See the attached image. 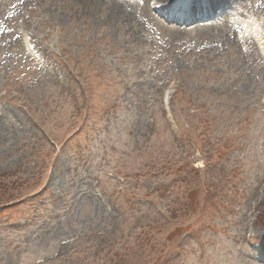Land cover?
Wrapping results in <instances>:
<instances>
[{"label": "rangeland", "instance_id": "1", "mask_svg": "<svg viewBox=\"0 0 264 264\" xmlns=\"http://www.w3.org/2000/svg\"><path fill=\"white\" fill-rule=\"evenodd\" d=\"M138 2L0 8V264L264 260V50L174 42Z\"/></svg>", "mask_w": 264, "mask_h": 264}, {"label": "bare ground", "instance_id": "2", "mask_svg": "<svg viewBox=\"0 0 264 264\" xmlns=\"http://www.w3.org/2000/svg\"><path fill=\"white\" fill-rule=\"evenodd\" d=\"M3 2V0H1ZM74 6L70 7L66 5L68 13H70L72 16L81 19L82 16L85 18H91L95 15L97 11L100 10L101 7H104L105 5H111L113 8L109 10V15L107 19L105 20V24L110 25L113 24L122 25L121 19H116L114 21L113 15L117 14L118 16L123 15V17H128L129 12H126V7L131 6L134 7L133 4L135 0H131L129 3H120L117 0H70ZM177 0H142L140 4L148 9L149 2L153 3L154 11L156 13L160 12L162 14L170 13L171 11L177 12V15H173L174 19H172V23L177 24L176 22L179 19H182V24H189L190 23V31H197L196 33L200 32L199 35L195 34V38H197V41H201L202 44L207 43V45L211 46H219L220 48H226L230 50L240 49V44H243L247 47V50L250 52H254V57L257 56V51L255 52V49L252 46L253 40L257 43L258 47V54L259 49H264L263 44L260 42V36L258 35L255 22V15L248 13V16L246 19L245 15L243 14H234V18L237 20H242L241 29L237 27L239 34H237L236 30L230 25V23L227 22V18L223 15V21L220 22V24H212V21L205 25H195L191 24V21H193L192 17L196 16L193 14L190 17H183L181 14L183 12L182 7H178L179 4L170 6L173 2H176ZM245 0H192V12L193 13H200L202 12L203 17H210V13L208 8L212 10V12L219 13L221 9H228L230 7L238 8L240 5L243 7H246L244 5ZM2 2H0V8L2 7ZM200 5V6H199ZM202 5V6H201ZM5 6V5H4ZM198 6V7H197ZM252 12H255L254 4H251ZM3 8V7H2ZM241 8V7H240ZM182 11V12H181ZM247 11V10H245ZM182 17V18H181ZM221 18V16H220ZM230 18V17H228ZM250 18V19H249ZM249 20H251V23H249ZM123 22V21H122ZM192 26V27H191ZM199 28V29H198ZM202 28V29H200ZM182 29V28H180ZM188 29H185L184 31H178V30H172L170 33L175 35L170 36V39L174 42H179L178 40L183 41L184 36L186 34H190ZM4 34V33H2ZM190 41H195V39H190ZM217 49V48H216ZM244 51V50H242ZM261 82H264V77H262ZM261 88V86L257 85H249L248 88ZM262 237H264V234H262ZM247 251V249H246ZM249 254L246 253V256ZM255 254H253L254 256ZM252 260L256 263H261V260L253 259Z\"/></svg>", "mask_w": 264, "mask_h": 264}]
</instances>
